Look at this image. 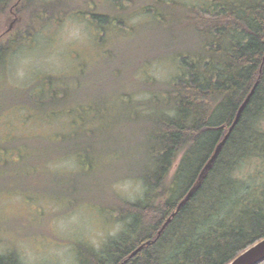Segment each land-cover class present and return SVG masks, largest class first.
<instances>
[{"label":"rangeland","instance_id":"1","mask_svg":"<svg viewBox=\"0 0 264 264\" xmlns=\"http://www.w3.org/2000/svg\"><path fill=\"white\" fill-rule=\"evenodd\" d=\"M47 3L65 11L54 18ZM154 3L25 0L0 20L14 52L0 69V255L82 264L84 248L102 252L125 229L121 199L145 194L149 112L138 107L156 88L144 83L174 81L177 55L203 45L166 13L159 28Z\"/></svg>","mask_w":264,"mask_h":264},{"label":"trees","instance_id":"2","mask_svg":"<svg viewBox=\"0 0 264 264\" xmlns=\"http://www.w3.org/2000/svg\"><path fill=\"white\" fill-rule=\"evenodd\" d=\"M23 1L0 0V20ZM153 1L147 10L159 28L166 13L180 31L197 33L202 49L177 55L184 71L174 81L144 83L156 88L138 107L149 112V162L137 174L145 194L121 199L115 212L125 229L102 252L84 248L82 264H229L264 239V0ZM50 5L54 18L65 11ZM9 44L0 46L1 70L14 53ZM257 83L201 186L180 207ZM0 264L22 263L0 256Z\"/></svg>","mask_w":264,"mask_h":264},{"label":"water","instance_id":"3","mask_svg":"<svg viewBox=\"0 0 264 264\" xmlns=\"http://www.w3.org/2000/svg\"><path fill=\"white\" fill-rule=\"evenodd\" d=\"M258 83L255 85L253 91L251 92V94L248 96L247 100L245 101V103L242 105V107L239 110V113L237 115V118L235 120V122L233 123L232 127L229 130V133L225 136V138L223 139V141L218 145L213 157L211 158V160L209 161V163L206 165L204 171L201 174L200 177V181L198 183L197 186H195L191 192L187 195L186 199L180 204V207L188 200L190 199L194 192L201 186L204 178L206 177L207 173L209 172V170L212 168L213 164L215 163L218 155L220 154L221 150L223 149V146L225 145L228 137L230 136L231 132L233 131V129L235 128V126L238 124L240 117L245 109V107L247 106V104L249 103L250 99L252 98L255 89L257 88ZM179 207V209H180ZM178 209V210H179ZM170 221V220H169ZM168 221V222H169ZM264 260V239H262L261 241H259L258 243L254 244L252 247H250L249 249L245 250L243 253H241L237 258H235L232 262H230L229 264H258L261 261Z\"/></svg>","mask_w":264,"mask_h":264},{"label":"flooded vegetation","instance_id":"4","mask_svg":"<svg viewBox=\"0 0 264 264\" xmlns=\"http://www.w3.org/2000/svg\"><path fill=\"white\" fill-rule=\"evenodd\" d=\"M0 256H5V257H8V255H0Z\"/></svg>","mask_w":264,"mask_h":264}]
</instances>
